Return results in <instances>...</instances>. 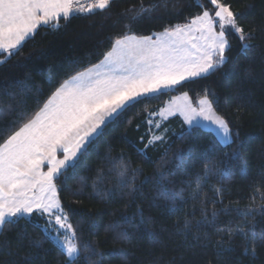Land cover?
Wrapping results in <instances>:
<instances>
[{
    "label": "snow or ice",
    "instance_id": "obj_1",
    "mask_svg": "<svg viewBox=\"0 0 264 264\" xmlns=\"http://www.w3.org/2000/svg\"><path fill=\"white\" fill-rule=\"evenodd\" d=\"M115 3L116 0H88L85 6L81 0H0V57H3L0 65L18 55L41 27L58 30L61 20L96 10L110 11ZM208 3L212 6L210 9L200 4L203 11L193 18L182 24H169L150 35L136 34L134 25L144 18L151 20L161 9L167 10L168 0H149L148 3L138 0L123 9L121 15L129 23L125 31L108 38L110 47L100 53L103 57L100 62L74 75L68 74V78L59 81L45 99L37 96L31 111L27 110L23 99L31 90L25 92L27 85L18 82L21 92L19 98L12 97L15 105L0 108V121L7 113L17 114L7 126V133L0 134V237L10 225L16 226L21 221L31 224L42 234L41 239L31 237L26 230L17 234L19 243L28 241L30 251L24 258L25 264L41 258V253L47 254L45 242H50L63 257L58 264H79L81 259L94 264L90 256L99 255L98 248L93 242L81 241L70 212L61 201V185L67 182L69 170H75L105 129L136 104L155 99L158 94L184 86L186 82L207 78L223 67L229 60L225 53L232 49L229 32L238 37L242 50L252 47L249 42L256 38V29L246 30L226 0H208ZM203 91L198 108L189 104L182 111L187 127L182 125L178 136L183 140L206 130L212 137L203 153L207 162L196 174L191 192L193 199L201 201L202 221L208 222L203 189L214 177L221 181L230 178L234 174L232 165H236L237 173L246 176L247 165L241 154L239 128L216 111L218 98L215 93L207 87ZM37 92L43 95L42 89ZM4 95L12 94L5 91ZM182 95L188 97L187 92ZM153 115L157 114L148 113L145 121L149 125L147 138L141 136L139 143L128 141V146L135 150L144 165L153 164L150 149L167 140L168 129H161L160 134L154 131L161 128V122L152 120ZM169 151L170 148H166L165 155ZM190 157V150L174 153V158L181 162ZM107 159L118 170L119 186L128 189L127 195L139 194L141 188L135 181L137 176L144 175V167H133L131 156L124 151L116 157L109 155ZM166 164V159L160 157V163L151 174L144 175L141 184L154 183L158 195L175 208L176 202L183 201L184 197L169 187L172 181ZM102 171L98 169L97 179ZM210 190L216 195L212 201L211 222H215L220 212L235 211L237 218L229 220L223 228L217 227L214 241L210 235H205L204 239L213 243L217 256L234 252L239 247L241 257L255 261L259 251L264 250V228L257 230L255 214L264 215V204L257 205L252 197L251 203L244 207H232L230 201L229 206L218 211L215 205L223 203L226 189L211 185ZM108 191L112 196L117 194L115 190ZM120 219L127 222L124 216ZM109 229L117 241L131 242V234L120 221ZM191 230V221L185 218L181 231L187 236ZM149 235L154 241L158 239L154 232ZM195 238L200 239V236ZM0 248L8 249V242L5 240ZM9 254L18 255V252L10 251ZM160 259L162 257L157 258V264ZM208 264H212L211 260Z\"/></svg>",
    "mask_w": 264,
    "mask_h": 264
},
{
    "label": "trees",
    "instance_id": "obj_2",
    "mask_svg": "<svg viewBox=\"0 0 264 264\" xmlns=\"http://www.w3.org/2000/svg\"><path fill=\"white\" fill-rule=\"evenodd\" d=\"M148 2L145 0V3ZM226 2L237 13L239 23L246 30L256 29V38L249 42L252 47L242 50L238 37L230 32L228 39L232 49L225 53L229 60L223 67L207 78L186 82L184 86L167 90L158 94L157 98L145 100L129 109L124 117L110 124L104 134L95 140L79 166L69 170L67 182L61 185V201L69 210L81 241L93 242L98 248L100 254L90 256L94 264H157L159 257L162 259L158 264H208L209 260L212 264H264V250L259 251V258L255 261L241 257L239 247L234 252L217 256L213 243L204 239L205 235H210L214 241L217 227L223 228L229 220L237 218L235 211L228 214L220 212L215 222H211L212 201L216 199L215 193L210 190L211 185L226 189L223 203L215 205L218 211L229 206L230 201L233 202L232 207H244L251 203L252 197H255L257 205L264 204L261 200L264 183H260L264 182V0ZM136 3L138 0H116L110 11L73 15L67 21L61 20L58 30L50 27L38 29L35 37L26 41L18 55L0 65V108L15 105L12 97L19 98L21 92L18 82L27 85L25 92L31 90L23 96L27 110L31 111L35 108L36 97L45 99L59 81L68 78V74L74 75L76 71L99 63L103 58L100 53L110 47L108 38L125 31V25L129 23L121 15L123 9ZM200 4L204 8L212 7L208 0H168L167 10L161 9L151 20L144 18L134 25L133 31L138 35H150L162 31L169 24H182L203 11ZM248 73L250 75H246ZM205 87L218 98L216 111L239 128L241 154L247 165L246 176L237 173L236 165H232L234 174L230 178L221 181V178L214 177L203 189L208 222L201 219V201L191 196L196 174L207 162L203 153L212 137L206 130L197 131L192 137L182 140L178 133L182 125L186 128L183 120L180 117L169 120L163 127L168 129L166 142L150 149L151 165H144L135 150L128 146L130 140L139 143L141 136L147 138L149 125L145 121L149 118L148 113H157L167 102L184 92L196 103L203 98ZM37 89H42L43 95ZM5 91L12 95H4ZM241 96L243 99H240ZM16 115L11 112L4 116L0 121V134L7 133V126L16 119ZM129 120L131 123H128ZM166 148L170 151L165 155ZM177 150H190L191 157L181 162L174 158ZM121 151L131 156L133 167H144V175L151 174L163 156L172 181L169 187L180 193L184 200H178L172 208L158 195L154 183L141 184L144 175L137 176L135 181L141 192L127 195L128 189L119 186L118 170L107 159L109 155L118 156ZM98 169H103L100 179H97ZM81 178H84L83 181ZM108 190H115L117 194L112 196ZM121 216L126 217L127 222L121 220ZM255 216L259 231L264 228V215L257 212ZM185 218L192 224L191 233L187 236L181 231ZM116 221H120L131 234L130 243L114 238L109 226ZM25 230L33 238H42L38 230L24 221L16 226L10 225L0 237V244L5 240L9 244L8 249L0 248V264H25L24 258L30 251L28 241L19 243L17 235ZM152 232L157 234L155 241L149 235ZM196 235L200 239H196ZM44 248L48 250L47 254L41 253V258L33 259L31 264L62 262L63 257L50 242H45ZM10 251L18 252V255H10ZM79 264L89 262L81 259Z\"/></svg>",
    "mask_w": 264,
    "mask_h": 264
},
{
    "label": "rangeland",
    "instance_id": "obj_3",
    "mask_svg": "<svg viewBox=\"0 0 264 264\" xmlns=\"http://www.w3.org/2000/svg\"><path fill=\"white\" fill-rule=\"evenodd\" d=\"M199 100L196 103H194L189 97L184 98L183 95L178 96V97H174L173 99H171L169 102H167L165 104V106L162 109H160L156 113L157 115H153L150 117L154 121H160L161 122V128L160 129H154V131L157 134H160L161 129H163L164 125L169 120H171L175 117H180L184 122V116L182 115V111L184 110L185 106L190 104L192 107L198 108L199 107ZM202 123H203V121H202ZM184 126L187 127L186 124H184ZM165 135L168 136V132H166Z\"/></svg>",
    "mask_w": 264,
    "mask_h": 264
},
{
    "label": "built area",
    "instance_id": "obj_4",
    "mask_svg": "<svg viewBox=\"0 0 264 264\" xmlns=\"http://www.w3.org/2000/svg\"><path fill=\"white\" fill-rule=\"evenodd\" d=\"M81 3L85 4V6H87L88 0H81ZM96 11H99V10H96Z\"/></svg>",
    "mask_w": 264,
    "mask_h": 264
},
{
    "label": "crops",
    "instance_id": "obj_5",
    "mask_svg": "<svg viewBox=\"0 0 264 264\" xmlns=\"http://www.w3.org/2000/svg\"><path fill=\"white\" fill-rule=\"evenodd\" d=\"M46 170V169H45Z\"/></svg>",
    "mask_w": 264,
    "mask_h": 264
}]
</instances>
